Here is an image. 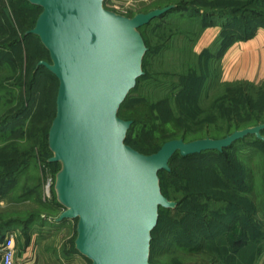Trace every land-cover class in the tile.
Here are the masks:
<instances>
[{
	"label": "rangeland",
	"instance_id": "rangeland-1",
	"mask_svg": "<svg viewBox=\"0 0 264 264\" xmlns=\"http://www.w3.org/2000/svg\"><path fill=\"white\" fill-rule=\"evenodd\" d=\"M191 1L194 0H106L105 6L126 15L178 2L189 4ZM199 1L207 4L210 0ZM38 12L37 8L30 9L22 0H0V225L13 221L16 223L6 230L23 231L26 233L25 240L34 235L31 245L37 246V250L32 251L34 264H91L78 253L70 258L76 219H67L61 224L55 222L62 211V207L55 202L52 190L57 164L47 161L51 155L43 150L38 139L41 128L52 116L58 81L37 73L32 96L29 83L38 61H49L48 52L34 36L14 46L6 45L10 40L23 37L24 28L31 26ZM190 14L188 11H174L153 20L145 28L151 47L145 66L148 75L140 80L122 114L124 111L134 114L144 112L146 116L147 104L156 106L163 102L171 108L173 118L170 120L176 122L175 117L184 113L182 119L188 124H184L181 130L166 134L159 127L150 131L135 127L130 138L141 152L146 153L144 150L158 146L168 135L184 133L189 140L226 134L225 109L215 103L225 91L226 81L221 75L219 50L212 45H200L205 28L200 20L188 18ZM186 76L189 78L185 79ZM28 97L33 99L32 106L5 123L8 116L23 107ZM139 97L144 99L137 100ZM229 153L237 158L232 161L231 167L248 170L254 175V181L260 178L264 172V149L256 144L253 137ZM23 160L29 161L21 167L20 161ZM224 160L217 154H208L193 160L175 161L170 170L174 166L176 173L172 176L165 173L163 176L170 198L182 199L187 191L195 190L199 185L216 188L218 179L211 171L223 167ZM194 166L210 167L211 170L199 171V167ZM199 201L203 200L199 198ZM184 205L185 209L193 204L186 202ZM217 206V203L210 204V208ZM241 214L239 210L232 213L231 217L238 222L236 229L232 230L234 233L241 228ZM30 218L38 220L19 225ZM209 222L210 227L216 225L212 219ZM227 222L232 223L229 218ZM228 224L206 240L203 248L214 252L216 248L227 247L235 254L236 264H247L255 249L250 235L259 227L255 223L256 228H249L246 232L249 236L246 243L235 246L226 235ZM199 233L197 219L191 214L183 221L160 215L152 236L151 264H202L208 258L207 253L201 255L187 250L198 240ZM14 247L17 251L23 250L22 242L16 237ZM252 264H264V251Z\"/></svg>",
	"mask_w": 264,
	"mask_h": 264
},
{
	"label": "water",
	"instance_id": "water-1",
	"mask_svg": "<svg viewBox=\"0 0 264 264\" xmlns=\"http://www.w3.org/2000/svg\"><path fill=\"white\" fill-rule=\"evenodd\" d=\"M26 1L41 11L25 34L49 54L36 68L58 80L47 135L48 161L59 165L52 189L62 211L55 222L76 219L74 248L91 264H151L159 208L178 205L163 194L159 171H170L176 154L222 152L248 135L264 141V122L222 137L168 139L152 153L135 149L125 141L132 120L119 109L144 74L140 28L177 4L128 16L106 0Z\"/></svg>",
	"mask_w": 264,
	"mask_h": 264
},
{
	"label": "trees",
	"instance_id": "trees-1",
	"mask_svg": "<svg viewBox=\"0 0 264 264\" xmlns=\"http://www.w3.org/2000/svg\"><path fill=\"white\" fill-rule=\"evenodd\" d=\"M23 3L26 4L30 9L37 8L39 12L35 15L34 20L30 27L24 28V34L21 39H14L13 41H9V46H14L21 41L26 40L30 36L36 37L39 42L40 39L29 33L25 34V32L31 29L36 21L38 14L41 11V7L37 5H32L26 0H22ZM177 7L173 9L174 11H188L191 13L188 18L193 20H200L199 22L202 24V27H206L209 25H218L221 27L218 37L215 39L213 43V48H217L218 53H221V48L225 46V44L231 40L236 39H246L251 37L255 30L256 25L258 23L264 24V0H210L207 1V4L199 0L191 1V3L186 4L184 2L176 3ZM168 14V13H167ZM166 14V15H167ZM128 16H132V13L126 14ZM166 15H163L159 18H162ZM158 18L154 19L157 20ZM162 20V19H161ZM152 22V21H151ZM151 22L147 25H144L140 28V31L145 39L147 45V51L143 58V70L144 74L137 79L136 86L129 92L125 101L121 105L119 109V115L125 119H131L132 125L127 133L126 143L134 147L135 149H139L136 144L131 141V134L133 129L139 126L141 130H154L155 127H159L161 130H164L165 133H169L176 130H181L184 124H188L182 119L184 113L181 114L180 117H175V121L170 118L172 116V111L170 106L165 105L163 102L154 106L151 103L146 106V116L144 112L138 114L137 112L131 113L129 111H124L122 114V110L129 102L130 95L137 90L140 80L145 78L148 75V71L146 70V59L151 51L150 43L148 38L145 35V28L148 27ZM41 46L45 49V47L40 42ZM4 44V46H6ZM212 48V49H213ZM46 50V49H45ZM47 51V50H46ZM48 52V51H47ZM207 52H205L206 54ZM209 54V53H207ZM49 56V54H48ZM37 73H41L46 75L47 77L57 78L43 65L38 68H35L32 79L29 83V93L33 92L34 81L36 79ZM196 75V74H195ZM184 77V76H183ZM181 77V78H183ZM189 76H186L185 79H188ZM58 81V80H57ZM224 92L222 96L215 101L217 107H223L225 109L224 116L227 119L225 130L226 134L232 132L235 129L244 128L246 126L255 125L261 122H264V77L260 82H252L248 80H233V81H224ZM58 88V86H57ZM57 94V92H56ZM31 97L27 98V101L24 103L23 107L17 111L14 115H10L5 119V123L11 122L17 115L24 113L30 106L33 104V99L30 100ZM56 99V97H55ZM55 99L53 106V113L48 122L41 128L40 135H38L39 142L43 148V150L51 155V152L47 146V135L48 129L51 124V121L55 115ZM137 100H142L144 98L139 97ZM159 114V117H158ZM168 115V116H164ZM169 117V118H168ZM177 118V119H176ZM165 125H170V127L165 128ZM164 127V128H163ZM169 128V130H168ZM264 134V130L262 131ZM225 134V135H226ZM224 136V135H223ZM250 137H253L256 144L263 147L264 149V141L256 138L254 135H248L247 137L237 141L231 147L225 148L222 152L217 150H208L198 154L189 155L183 157L179 154H176L169 162V165L172 166L173 163L177 160H193L195 158L203 157L208 154H217L220 157L225 158L223 162V167H216L212 169L211 172L215 173L217 176V184L214 188H210L209 186L205 187L199 185L195 190L187 191L182 199H172L170 198L166 185L164 183L163 176L167 173L169 176H172L176 173V167L173 166L172 170L159 171L160 184L162 192L169 199L175 200L178 202V205L174 209L169 208H159V217L160 215H166L170 219H174L177 221H183L187 218L189 214L197 219L198 227H199V237L198 240L187 250L189 252H194L196 254H208V258L203 263L213 262V264H236V256L233 252H229L227 247L216 248L214 252H208L207 249L203 248V245L206 240H208L212 235L218 234L223 227V225L228 224L227 219L229 218L232 223L228 224V228L226 235L229 240L233 242V245L244 244L248 240V229H255L258 225L259 229L254 231V234L250 235V238L253 240L255 245L254 251L248 258L247 264H252L253 261L264 251V172L260 175V178L254 181V175L248 170L243 169L242 167L233 168L232 161H236L233 155H230V150L235 149L239 144L243 143ZM165 139L156 147L152 149L144 150L146 153L155 152L164 141L172 138H185L184 133L181 135H172L166 136ZM192 140V139H189ZM141 151V150H139ZM228 155H230L228 157ZM29 161V160H28ZM28 161L25 160L20 161L21 167L24 166ZM48 161V160H47ZM49 162V161H48ZM57 164L58 163L54 162ZM264 163V161L262 162ZM201 164V163H200ZM199 171L207 170L210 171V167L203 166H194ZM56 168V170H57ZM55 170V171H56ZM214 170V171H213ZM55 173V172H54ZM53 190V189H52ZM54 195V192H53ZM55 198V195H54ZM203 201L197 202L198 199ZM55 202L57 203L56 199ZM186 202H191L193 205H188L187 208L184 209L183 206ZM217 203V207L210 208V204ZM58 204V203H57ZM59 205V204H58ZM60 206V205H59ZM239 210L242 214L243 220L241 223V228L237 231V233L232 232V230L236 229L238 222L235 220V217H231L232 213ZM227 218V219H226ZM210 219H212L216 225L210 227ZM225 219V221H224ZM38 219L30 218L27 221L20 223V226L25 225V223H29ZM235 220V221H234ZM251 222V223H250ZM16 222L10 221L9 223H5L0 225V241L3 239L4 232L8 228L9 225L14 224ZM59 222L58 224H61ZM255 223L257 225L255 226ZM157 225L152 231V236L154 231L156 230ZM26 234V233H25ZM76 236V231H75ZM75 239V238H74ZM72 251L71 253H78L74 248V240L72 241ZM153 253V243L151 239V250H150V262ZM156 264V263H155Z\"/></svg>",
	"mask_w": 264,
	"mask_h": 264
},
{
	"label": "crops",
	"instance_id": "crops-1",
	"mask_svg": "<svg viewBox=\"0 0 264 264\" xmlns=\"http://www.w3.org/2000/svg\"><path fill=\"white\" fill-rule=\"evenodd\" d=\"M220 30L221 27L218 25L206 26L199 40L200 45L203 47L213 45ZM220 60L221 75L226 81L240 79L252 82L261 81L264 77V24L258 23L254 34L249 38L227 42L221 48ZM24 235L23 231L17 233L16 239L22 242L23 250L17 251L16 249V256L19 260L34 264L32 251L37 250L36 245L31 247L34 235L28 240H25ZM76 254L71 253L70 258Z\"/></svg>",
	"mask_w": 264,
	"mask_h": 264
},
{
	"label": "built area",
	"instance_id": "built-area-1",
	"mask_svg": "<svg viewBox=\"0 0 264 264\" xmlns=\"http://www.w3.org/2000/svg\"><path fill=\"white\" fill-rule=\"evenodd\" d=\"M17 231L6 230L2 242H0L1 264H29L27 261L19 260L15 253L14 239Z\"/></svg>",
	"mask_w": 264,
	"mask_h": 264
}]
</instances>
